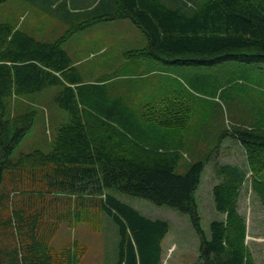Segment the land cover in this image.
Masks as SVG:
<instances>
[{
	"label": "trees",
	"instance_id": "1",
	"mask_svg": "<svg viewBox=\"0 0 264 264\" xmlns=\"http://www.w3.org/2000/svg\"><path fill=\"white\" fill-rule=\"evenodd\" d=\"M9 0H0V6ZM197 4V3H196ZM109 0L102 12L55 42H44L10 23L0 24V264H80L81 242L56 249L52 240L65 222L111 216L120 234L117 264H163L167 221L153 220L115 196L117 189L189 215L200 236L198 264H255L246 245V219L239 213L248 171L215 165L213 189L224 221L201 226L195 194L207 162L177 173L183 158L188 108L174 99L135 110L113 99L106 85L85 83L62 47L73 34L115 20H131L147 47L133 59L167 66H216L239 61L264 65V0ZM60 87L55 104L68 113L49 153L12 155L34 124L31 113L6 118V100ZM245 149L253 192L264 207V128L235 131ZM94 225V224H92Z\"/></svg>",
	"mask_w": 264,
	"mask_h": 264
},
{
	"label": "rangeland",
	"instance_id": "2",
	"mask_svg": "<svg viewBox=\"0 0 264 264\" xmlns=\"http://www.w3.org/2000/svg\"><path fill=\"white\" fill-rule=\"evenodd\" d=\"M202 4L207 0H189ZM109 0H9L0 6V24L44 42H55L73 27L102 12ZM196 4V5H197ZM147 38L131 20L95 24L76 32L62 47L71 56L85 83L104 84L113 99L129 101L135 110L147 104L174 99L188 108L183 131L185 146L177 173L192 164L207 162L195 194L201 226L211 236V223L224 221L216 209L213 189L220 183L215 165H237L248 171L240 190L239 213L246 219V245L251 246L255 264H264V207L252 188L245 149L233 138L235 131L264 128V65L228 61L216 66H167L154 60L133 59L129 52L147 47ZM60 87L6 100V118L31 113L34 124L16 147L12 159L40 150L49 153L57 128L68 121L54 97ZM1 117V109H0ZM1 156V150H0ZM111 194L142 215L165 220L170 231L162 243L163 264H198L200 236L189 215L176 208L160 206L147 199L108 189ZM90 221L65 222L52 240L56 249L81 242L88 251L80 264H117L120 234L113 218L92 212ZM94 224V225H92Z\"/></svg>",
	"mask_w": 264,
	"mask_h": 264
},
{
	"label": "crops",
	"instance_id": "3",
	"mask_svg": "<svg viewBox=\"0 0 264 264\" xmlns=\"http://www.w3.org/2000/svg\"><path fill=\"white\" fill-rule=\"evenodd\" d=\"M222 215H223V214H222ZM224 217H225V215H224ZM247 247H248L249 252L251 253V255L254 257L252 247H251V246H247ZM253 257H252V258H253ZM253 259H254V258H253ZM254 261H255V259H254Z\"/></svg>",
	"mask_w": 264,
	"mask_h": 264
}]
</instances>
